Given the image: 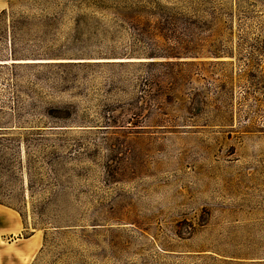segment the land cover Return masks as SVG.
<instances>
[{
    "label": "rangeland",
    "instance_id": "374dc122",
    "mask_svg": "<svg viewBox=\"0 0 264 264\" xmlns=\"http://www.w3.org/2000/svg\"><path fill=\"white\" fill-rule=\"evenodd\" d=\"M0 264H264V0H0Z\"/></svg>",
    "mask_w": 264,
    "mask_h": 264
},
{
    "label": "crops",
    "instance_id": "0c3cea01",
    "mask_svg": "<svg viewBox=\"0 0 264 264\" xmlns=\"http://www.w3.org/2000/svg\"><path fill=\"white\" fill-rule=\"evenodd\" d=\"M18 230H19V228L16 231H18Z\"/></svg>",
    "mask_w": 264,
    "mask_h": 264
},
{
    "label": "trees",
    "instance_id": "16d2710c",
    "mask_svg": "<svg viewBox=\"0 0 264 264\" xmlns=\"http://www.w3.org/2000/svg\"><path fill=\"white\" fill-rule=\"evenodd\" d=\"M149 81V80H148ZM3 130V129H2Z\"/></svg>",
    "mask_w": 264,
    "mask_h": 264
}]
</instances>
